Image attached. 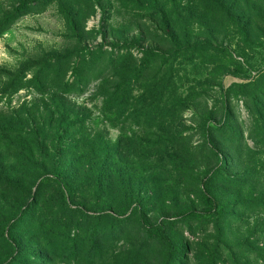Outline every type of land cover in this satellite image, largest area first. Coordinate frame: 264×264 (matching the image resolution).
Masks as SVG:
<instances>
[{"label":"rangeland","instance_id":"1","mask_svg":"<svg viewBox=\"0 0 264 264\" xmlns=\"http://www.w3.org/2000/svg\"><path fill=\"white\" fill-rule=\"evenodd\" d=\"M25 156L84 209L0 264H259L264 0H0V173Z\"/></svg>","mask_w":264,"mask_h":264},{"label":"trees","instance_id":"2","mask_svg":"<svg viewBox=\"0 0 264 264\" xmlns=\"http://www.w3.org/2000/svg\"><path fill=\"white\" fill-rule=\"evenodd\" d=\"M20 165L26 167L27 173L25 177L28 176L32 179L31 182H26L28 181L27 179H18L17 175L14 173H0V194L5 195L3 201L5 203V208H7L3 220L0 222V240L3 241V243H10L17 252L20 251V247L17 245L18 241H16V234L14 232L16 231V224L18 222L29 220L34 224L32 228L33 231L37 234L41 233V235H44L47 233L48 229L52 227L51 223H59V221L63 219L58 218V216L63 215V212L67 209L71 210L69 206H73L74 209L78 211L84 209V206L78 203V188L71 177L63 178L61 175H47L39 182L36 194L29 195V192L31 193L30 187H34L36 184L35 175L31 173V169L29 168L34 166V164L31 158L29 159L28 156H25L20 159ZM51 186L56 188V197L54 198L56 204L52 203L47 194V189ZM203 187L207 207L212 211L219 210L221 206L211 195L209 183L206 179L203 181ZM98 189L100 190V188ZM27 197H31L33 200L29 205L27 204ZM194 215L193 212H186L183 213L181 217L186 218ZM118 217H120V214H118ZM76 222L78 223L76 220L70 221L68 226L73 227ZM65 230L66 228L63 226L60 232H65ZM6 236L9 238L7 239ZM31 236H33V233ZM258 252L257 257L259 264H264V251H260L259 249ZM230 262L232 264H238L229 258H225L222 264H231ZM217 264L219 263L217 262Z\"/></svg>","mask_w":264,"mask_h":264}]
</instances>
